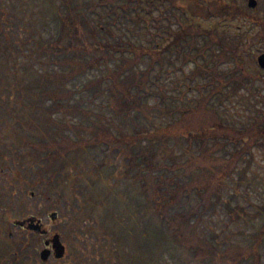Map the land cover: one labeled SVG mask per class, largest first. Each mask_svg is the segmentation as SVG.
Here are the masks:
<instances>
[{
  "label": "trees",
  "instance_id": "16d2710c",
  "mask_svg": "<svg viewBox=\"0 0 264 264\" xmlns=\"http://www.w3.org/2000/svg\"><path fill=\"white\" fill-rule=\"evenodd\" d=\"M1 2V61L13 80L0 89V122L8 121L4 110L16 121L6 124L14 137L0 148V163L14 161L16 168L15 179L0 182V202L10 197L5 212H12L18 189L50 194L77 178V170L96 174L94 183L102 169L122 168L145 221L137 231L155 233L151 246L141 243L136 264H260L264 201L251 209V195L240 200L250 191V182L244 191L241 185L254 149L264 150V84L245 60L256 36L238 40L216 26L189 23L188 13H209L200 0H46L45 9L32 7L26 18ZM160 5L167 10L159 17L152 9ZM43 15L54 32L45 29ZM161 17L178 22L175 29L161 24L167 37ZM117 22L131 35L118 32ZM22 29L27 38L19 37ZM177 68L181 73L172 76ZM235 173L231 191L227 179ZM211 214L221 231L241 218L252 223L253 231L243 232L248 241L230 242L210 226L199 235L198 224ZM24 241L2 247L0 264L38 260ZM153 242L164 243L163 250L183 246L196 261L161 262L151 253Z\"/></svg>",
  "mask_w": 264,
  "mask_h": 264
},
{
  "label": "rangeland",
  "instance_id": "374dc122",
  "mask_svg": "<svg viewBox=\"0 0 264 264\" xmlns=\"http://www.w3.org/2000/svg\"><path fill=\"white\" fill-rule=\"evenodd\" d=\"M200 1L203 4L206 0ZM212 1H214L216 5L217 0H208L209 13L206 14V18L203 19L201 16H195L188 13L187 21L189 23H200L206 27L216 26L222 29L227 36L239 32L248 37L250 36V33L256 35L257 32L255 29L247 27V23L245 22H241V24L238 21L239 19L225 22L220 15L219 7L213 6L214 4H212ZM1 3L8 7L9 12L16 6L19 15L25 16L24 18H26L32 7L41 11L42 6L45 9L47 5L46 0H28V7L26 6V0H2ZM165 4L169 5V2L166 1ZM161 10H167L165 5H160V7L154 6L152 13L159 16ZM175 12L177 13L176 10ZM42 17L45 21V29L47 28L48 31L52 30L51 32H54V23L51 19L48 16L44 17V15ZM171 19H173V17ZM240 21H242V19H240ZM161 24L170 25V27L174 29L178 27V22L176 20L169 22L168 18L166 19L163 17L160 19V25ZM238 24H241L242 26L239 27ZM125 26L126 25H122L121 27L119 22H117L114 25V28L118 32H121L123 36L131 35L130 31ZM154 29H156V27ZM48 31L45 32L50 33ZM160 31L165 32V37H167L165 28L162 27ZM25 34L26 38L30 35V33H27L22 29L19 33V37L24 38ZM259 36L263 37V33L257 35L254 40H264V38ZM3 41L4 38L0 37L1 46L3 45ZM165 42L163 44H165ZM250 46L251 48L246 54L245 60L247 65L255 71L253 56L259 51H264V41L258 43L250 41ZM6 56L7 59L8 56L11 58L10 51H8ZM5 59L3 53L0 52V89L4 90H6L4 85L10 80H13L11 77L12 75L9 72H5V64L1 61ZM192 67V63H189L186 66V69L190 70ZM180 73L181 70L177 68L174 69V72L171 75H179ZM12 93L15 94L13 89ZM21 103L22 99H20V104ZM232 106H235V104ZM3 113L8 121L0 122V137L2 138L0 139V148L1 145L5 147V144H1V140L7 141L9 138L13 139L14 137L10 131L8 133V126L6 127L7 123L14 120L7 117L5 110ZM14 122L16 123V121ZM9 125L11 124L9 123ZM14 127H17V125L15 124ZM3 147L2 150H5ZM37 155H39V153H37ZM99 158L102 159V157ZM86 162H90V160L86 159ZM89 166L90 165L85 169H94H91ZM11 167L15 168L13 161L11 162ZM18 169L22 170L23 168L19 165ZM81 170H84V168L81 167ZM102 170L101 178H97L94 183L92 177L95 178L96 174H92L91 176L85 175L77 170V178H67L65 184L61 183V186L58 187L59 190L57 189L50 194L48 192L46 193L44 189L40 190L35 187V194L31 196L28 190L27 192H23L21 189H18L16 192L17 200L13 204V210L11 213L5 212L7 206L10 204L7 202V200H10V197L5 196V199H2V203L0 202V216H2V218H0V249L3 247L6 251L7 249L12 248L16 243L18 245L24 241L22 238L28 230L15 224V221L30 217L40 219L42 222L41 228L46 229L49 236L56 231L61 233V239L66 245V254L63 258L55 259L51 256L46 261H40L38 251L44 246L43 238L37 236L32 230H29L32 235H28L29 238L24 242L28 245L27 249L32 250H28V252H36L38 260H34V257L32 256H27L24 259L21 256L11 264H136L140 262L139 259H135V255H138V253L142 255L141 245L143 244L141 243H146L148 246H151L155 233L150 232V234L143 236L144 233L137 231L136 227L138 225L141 226L142 223L145 224V221L141 217V210L138 208L137 199L132 198L133 191L130 192L128 184L129 180L123 178V174L120 172L122 168L120 171H116L114 167L110 166L106 170L105 168ZM9 173V168L0 163V182H3L4 174L10 175ZM13 176L14 175L10 176V178ZM50 176L51 173L49 172L48 179ZM234 177L235 179H227V184L231 191L238 183V173H235ZM13 179H15V176ZM247 182H250L249 194L241 196L240 200L246 203L248 196L251 195L253 204L251 209H254L256 203L264 201V150L262 148L254 149V160L247 172L246 180H244V183L241 185L242 191L246 189ZM104 191L107 192L106 195L109 196L108 198L105 197L104 193L100 194V192ZM223 197L229 198L226 190L224 191ZM218 207L221 215L224 217L225 214L221 205ZM21 208H23V210ZM53 210L58 212V216L54 219L51 218V212ZM215 216L213 215L212 217L211 214L210 216L205 217L201 224H198L197 230L199 235H208L207 228L210 226L216 231H219L222 236H229L230 242L238 241L246 243V240L248 241L246 237H243V232L250 229L253 231L254 226L252 223H247L245 219L241 218L237 224L227 225V227L225 226L226 229L221 231L220 228L222 224L218 220V217ZM124 222H127V224ZM132 225L135 226L133 230L130 229ZM244 227L245 230L243 229ZM125 231L134 232L130 234L133 239H131L130 236H125L126 239L118 240V238L121 237L120 235L125 233ZM9 233H12V238L8 237ZM145 237H148V240H145L144 242ZM153 244L155 249L154 252L151 253H156V256L153 255V257H158L161 262L177 263L181 260L191 262L196 261L191 258L192 256L189 257L190 252L183 248V246L175 245L174 247L169 248V250H163L164 243L153 242ZM161 251H163V253L160 255L159 253ZM260 264H264V253L262 254Z\"/></svg>",
  "mask_w": 264,
  "mask_h": 264
},
{
  "label": "flooded vegetation",
  "instance_id": "af4514ba",
  "mask_svg": "<svg viewBox=\"0 0 264 264\" xmlns=\"http://www.w3.org/2000/svg\"><path fill=\"white\" fill-rule=\"evenodd\" d=\"M205 3L207 4L208 0ZM217 4L225 22L239 19L240 23H247V27L255 29L256 32H264V0H217ZM241 24L238 26L241 27ZM39 236L43 238V242L48 238L45 233H41Z\"/></svg>",
  "mask_w": 264,
  "mask_h": 264
},
{
  "label": "water",
  "instance_id": "95a60500",
  "mask_svg": "<svg viewBox=\"0 0 264 264\" xmlns=\"http://www.w3.org/2000/svg\"><path fill=\"white\" fill-rule=\"evenodd\" d=\"M259 64L261 66L264 67V53H262L259 58ZM56 213L52 214V217L55 218L56 217ZM52 241V245H53V251L56 257H62L65 253V245L62 243L61 239H60V234L59 233H55L53 235V237L51 238ZM46 244H49V241H46ZM51 253V249L49 248H44L41 250L40 252V257L43 260H46L48 258V256Z\"/></svg>",
  "mask_w": 264,
  "mask_h": 264
}]
</instances>
